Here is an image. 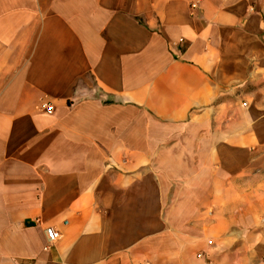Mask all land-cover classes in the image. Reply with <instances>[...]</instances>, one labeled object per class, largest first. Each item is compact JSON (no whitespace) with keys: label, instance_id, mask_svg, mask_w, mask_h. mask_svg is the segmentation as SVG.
I'll return each instance as SVG.
<instances>
[{"label":"crops","instance_id":"crops-1","mask_svg":"<svg viewBox=\"0 0 264 264\" xmlns=\"http://www.w3.org/2000/svg\"><path fill=\"white\" fill-rule=\"evenodd\" d=\"M198 1L0 0V264L234 261L264 0Z\"/></svg>","mask_w":264,"mask_h":264},{"label":"rangeland","instance_id":"rangeland-1","mask_svg":"<svg viewBox=\"0 0 264 264\" xmlns=\"http://www.w3.org/2000/svg\"><path fill=\"white\" fill-rule=\"evenodd\" d=\"M250 13H257L264 24V4L251 5ZM261 70V87H264V64ZM253 81V80H252ZM257 86L252 85V92ZM251 104H253L251 102ZM264 114V94L261 99ZM246 106V103H244ZM264 124V117L261 120ZM262 130V136L259 143L255 144V148L251 150V156L248 159V165L245 171L244 180L236 181L235 186L242 187L247 191L243 195L234 193L231 186L229 196L219 198V206H228L235 209V215L244 217L252 222L249 230L244 231V238L236 240L233 247L232 255L234 261L231 264H264V126L259 127ZM261 134V133H260ZM222 190V187H220ZM244 211V212H243ZM256 221V222H255ZM243 234V231H240ZM206 245L210 248L216 247L213 238H205ZM202 255V253L198 254ZM203 258V255L200 259ZM211 264V262H208Z\"/></svg>","mask_w":264,"mask_h":264},{"label":"built area","instance_id":"built-area-1","mask_svg":"<svg viewBox=\"0 0 264 264\" xmlns=\"http://www.w3.org/2000/svg\"><path fill=\"white\" fill-rule=\"evenodd\" d=\"M201 0H199L197 3H193L191 5L192 9H196L198 7V4ZM44 111L48 114H52L53 113V107L51 105H44ZM46 235H47V239L49 243H55L56 241H58L60 239V233L58 231H56L53 228H47L46 229ZM202 255H199L198 258H201Z\"/></svg>","mask_w":264,"mask_h":264}]
</instances>
